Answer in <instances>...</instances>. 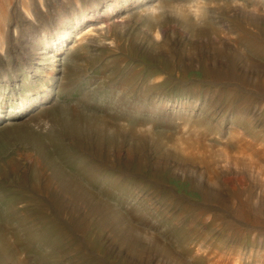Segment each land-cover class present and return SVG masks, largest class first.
<instances>
[{"label": "rangeland", "instance_id": "obj_1", "mask_svg": "<svg viewBox=\"0 0 264 264\" xmlns=\"http://www.w3.org/2000/svg\"><path fill=\"white\" fill-rule=\"evenodd\" d=\"M13 1L0 264H264V0Z\"/></svg>", "mask_w": 264, "mask_h": 264}, {"label": "bare ground", "instance_id": "obj_2", "mask_svg": "<svg viewBox=\"0 0 264 264\" xmlns=\"http://www.w3.org/2000/svg\"><path fill=\"white\" fill-rule=\"evenodd\" d=\"M32 1V0H31ZM30 1V2H31ZM43 1V0H42ZM40 2V4L41 3H44V2ZM257 1V0H256ZM29 1L28 0H20V2H19V6L21 7V9L23 10V11H26V13H27V11L28 10H30V4L28 3ZM34 1H32V3H33ZM47 2V1H46ZM199 2V1H198ZM12 3H14V1L13 0H0V20H4L5 19V17H6V15H7V13H6V9H8V7H9V5L10 4H12ZM75 3H77V2H75ZM79 3V2H78ZM92 3V2H91ZM263 3V2H262ZM199 4V3H198ZM197 3H196V5H198ZM201 4V3H200ZM255 4H257V3H255ZM260 4V3H259ZM80 5H82V4H80ZM260 5H262V4H260ZM263 6V5H262ZM11 7V6H10ZM82 7V6H81ZM152 7V6H151ZM150 7V8H151ZM154 7V6H153ZM254 7H256V6H254ZM258 7V6H257ZM264 7V6H263ZM196 8V7H195ZM45 9V8H44ZM56 9V8H55ZM60 9H62V8H60ZM153 9V8H152ZM151 9V10H152ZM263 9V8H262ZM195 10V9H194ZM200 10H202V9H200ZM9 11V10H8ZM57 11V10H56ZM198 11V10H197ZM197 11L195 10V14L197 13ZM257 12H259V11H257ZM208 13H210L211 14V12H209L208 11ZM214 13V12H213ZM29 14H30V12H29ZM53 14H55V13H53ZM255 14V13H254ZM25 15H27V14H25ZM51 15V14H50ZM157 15V14H156ZM155 15V16H156ZM200 15H202V13L200 14ZM205 15V14H204ZM67 16V15H66ZM198 16V15H197ZM204 17V16H203ZM214 17V16H213ZM212 17V18H213ZM262 17V16H261ZM64 18V17H63ZM217 18V17H216ZM51 19V18H50ZM209 19V18H208ZM211 19V18H210ZM220 19V18H219ZM260 20V19H259ZM210 21V20H209ZM217 21V20H216ZM221 21V20H220ZM54 22V21H53ZM52 22V23H53ZM211 22V21H210ZM214 23V22H213ZM51 24V23H50ZM49 24V25H50ZM96 24H97V22H96ZM98 24H101V22L99 23L98 22ZM215 24V23H214ZM216 25V24H215ZM0 27H2L1 25H0ZM7 27V26H6ZM93 27V26H92ZM94 27H96V26H94ZM99 27V26H98ZM219 26H217V28H218ZM10 28V27H9ZM100 28V27H99ZM220 28H221V25H220ZM44 29V28H43ZM95 29V28H94ZM3 30V29H2ZM6 30V29H5ZM223 30H225V29H223ZM96 31V30H95ZM100 31H102V30H100ZM229 31V30H228ZM4 32V31H3ZM84 32V31H83ZM87 32H91V29L89 30L88 28H87ZM92 32H94V31H92ZM99 32V31H98ZM97 32V33H98ZM227 32V31H226ZM8 33V32H7ZM97 33H96V35H97ZM155 33H157L156 31H155ZM224 33V32H223ZM231 33V32H230ZM233 33V32H232ZM4 34V33H3ZM5 34H6V32H5ZM60 34V33H59ZM88 34V33H87ZM93 34V33H92ZM91 34V35H92ZM99 34V33H98ZM105 34V33H104ZM1 35V34H0ZM90 34H88V36H89ZM155 35V34H154ZM223 35V34H222ZM8 36V35H7ZM83 36V35H82ZM93 36V35H92ZM91 36V37H92ZM55 37V36H54ZM94 37V36H93ZM83 38V37H82ZM90 38V37H89ZM104 38V37H103ZM79 39V38H78ZM88 39V38H87ZM89 40V39H88ZM91 40V39H90ZM80 42V41H79ZM4 44H6V43H4ZM3 44V45H4ZM0 45H1V42H0ZM2 46V45H1ZM5 47V46H4ZM1 49V48H0ZM3 49H5V48H3ZM6 70V69H5ZM11 72V71H10ZM15 72V71H14ZM23 102V101H22ZM27 103V102H26ZM24 104V103H23ZM22 106V105H21ZM214 114V113H213ZM250 163V162H249ZM216 187V186H215ZM204 251H205V249H204ZM233 264V263H232Z\"/></svg>", "mask_w": 264, "mask_h": 264}]
</instances>
